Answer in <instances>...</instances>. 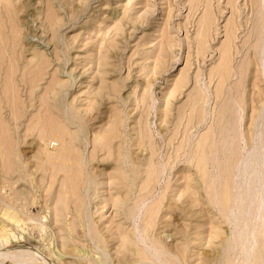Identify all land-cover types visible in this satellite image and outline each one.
<instances>
[{
	"label": "rangeland",
	"instance_id": "rangeland-1",
	"mask_svg": "<svg viewBox=\"0 0 264 264\" xmlns=\"http://www.w3.org/2000/svg\"><path fill=\"white\" fill-rule=\"evenodd\" d=\"M0 47V264H264L263 0H0Z\"/></svg>",
	"mask_w": 264,
	"mask_h": 264
},
{
	"label": "bare ground",
	"instance_id": "bare-ground-1",
	"mask_svg": "<svg viewBox=\"0 0 264 264\" xmlns=\"http://www.w3.org/2000/svg\"><path fill=\"white\" fill-rule=\"evenodd\" d=\"M263 1H264V0H263ZM4 4H5V3H4ZM1 6H2V5H1ZM2 7H3V6H2ZM4 7H5V6H4ZM7 7H8V6H7ZM7 7H6V8H7ZM6 10H7V9H6ZM6 12H7V11H6ZM3 14H4V13H3ZM9 39H10V38H9ZM2 40H4V39H2ZM6 42H7V41H6ZM6 45H7V43H6ZM6 45H5V46H6ZM13 45H14V43H13ZM15 45H17V44L15 43ZM15 45H14V46H15ZM14 46H13V47H14ZM0 48H1V47H0ZM9 48H10V46H9ZM1 49H2V48H1ZM15 49H16V48H15ZM5 50H6V49H5ZM11 51H12V50H11ZM17 52H18V51H17ZM0 53H1V50H0ZM9 53H10V52H9ZM1 54H3V52H2ZM18 54H19V52H18ZM7 55H8V54H7ZM13 56H14V55H13V53H12V59H13ZM14 57H15V56H14ZM17 57L19 58V56H17ZM19 59H20V58H19ZM10 64H11V63H10ZM41 64H42V63H41ZM39 65H40V64H39ZM2 66H3V65H2ZM7 66H8V65H7ZM7 66H6V67H7ZM6 67H5V68H6ZM40 67H42V66H40ZM40 67H39V69H40ZM10 68H12V67H10ZM31 68H32V67H31ZM43 68H44V67H43ZM41 69H42V68H41ZM7 70L10 71L9 69H7ZM36 70H38V68H36ZM4 71H6V70H4ZM28 71H29V70H28ZM44 71H45V70H44ZM44 71H43V72H44ZM6 72H7V71H6ZM34 72H35V71H34ZM36 72H37V71H36ZM4 73H5V72H4ZM10 73H11V72H10ZM40 73H41V72H40ZM5 74H6V73H5ZM30 74H31V73H30ZM37 74H38V73H37ZM35 75H36V74H35ZM7 76H8V75H7ZM33 76H34V75H33ZM37 76H38V75H37ZM39 77H40V76H39ZM32 78H33V77H32ZM32 80H33V79H32ZM35 80H36V79H35ZM26 82H27V81H26ZM31 82H33V81H31ZM50 83H51V82H50ZM26 84H27V83H26ZM28 84H29V82H28ZM30 85H31V84H30ZM32 85H33V84H32ZM52 89H53V88H52ZM29 90H30V89H29ZM50 115H51V114H50ZM47 119H48V118H46V120H47ZM48 123H49V122H48ZM10 162H11V160H10ZM10 162H9V163H10ZM12 164H13V163H12ZM13 166H14V165H13ZM11 167H12V166H11ZM9 199H10V198H9ZM13 202H14V201H13ZM8 203H9V202H8ZM14 203H15V202H14ZM14 207H15V206H14ZM73 226H74V225H73ZM73 226H72V227H73ZM142 250H143V249H142ZM142 250H141V252H143ZM26 251H27V250H26ZM19 252H20V251H19ZM144 252H145V251H144ZM146 252H147V251H146ZM148 253H149V252H148ZM145 254H146V253H145ZM155 254H156V253H155ZM142 255H144V254H142ZM159 255H160V254H159ZM148 256H149V255H148ZM152 257H155V256H152ZM129 258H130V257H129ZM147 258H148V257H147ZM147 258H146V259H147ZM163 258H165V257H163ZM145 261H146V260H145ZM150 261H151V260H150ZM152 261H153V260H152ZM156 261H157V260H156ZM162 261H164V260H162ZM147 262H148V261H147ZM173 263H174V262H173ZM176 263H177V262H176ZM143 264H144V262H143ZM145 264H146V263H145Z\"/></svg>",
	"mask_w": 264,
	"mask_h": 264
}]
</instances>
